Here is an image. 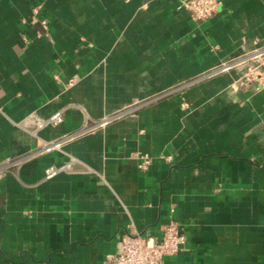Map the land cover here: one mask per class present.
Returning a JSON list of instances; mask_svg holds the SVG:
<instances>
[{
	"label": "crops",
	"instance_id": "1",
	"mask_svg": "<svg viewBox=\"0 0 264 264\" xmlns=\"http://www.w3.org/2000/svg\"><path fill=\"white\" fill-rule=\"evenodd\" d=\"M181 1L0 0V264H107L170 218L163 264H264V91L204 77L264 44V0Z\"/></svg>",
	"mask_w": 264,
	"mask_h": 264
},
{
	"label": "built area",
	"instance_id": "2",
	"mask_svg": "<svg viewBox=\"0 0 264 264\" xmlns=\"http://www.w3.org/2000/svg\"><path fill=\"white\" fill-rule=\"evenodd\" d=\"M220 5V0H182L179 8L187 11L194 21H205L218 10ZM40 13L41 5H33L31 8L33 19H38L37 21L41 27L45 29L47 22L45 19L38 18ZM230 70L240 72L236 80L238 86H251L256 91H264V44L254 41V46L249 51L211 69L204 77H214ZM69 84L71 85V82ZM62 120V111H56L46 119L37 120L35 128L39 130L48 126L56 127L62 123ZM74 135V133H70L54 141H41L38 151L40 153H49L52 150H59L62 142ZM73 162L74 159H71L70 162L61 165L48 166L44 171V179H52L60 172L70 171ZM149 164V158L143 157L139 168L145 170ZM160 232L161 235L156 236L150 233L124 231L120 235V251L117 254L108 255L106 263L163 264L165 257L175 255L182 249L185 243V236L180 230L179 223L174 218H170L160 228Z\"/></svg>",
	"mask_w": 264,
	"mask_h": 264
}]
</instances>
